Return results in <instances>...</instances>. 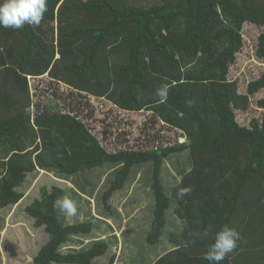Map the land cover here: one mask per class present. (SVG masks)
Wrapping results in <instances>:
<instances>
[{
    "label": "trees",
    "instance_id": "obj_1",
    "mask_svg": "<svg viewBox=\"0 0 264 264\" xmlns=\"http://www.w3.org/2000/svg\"><path fill=\"white\" fill-rule=\"evenodd\" d=\"M246 22L264 26V0H0V209L24 203L29 194L20 188L32 172L52 171L64 181L119 163L101 194L111 212L134 165L152 161L155 208L146 240L158 244L172 205L163 164L189 151L192 168L172 189L185 226L169 233L171 243L153 264H264V117L247 126L236 112L264 90V74L246 93L229 79ZM256 55L264 60V32ZM45 74L121 109L150 110L186 141L109 151L77 114L54 106L34 111L29 76ZM40 194L26 207L48 234L34 264H94L107 253L104 240L69 244L96 224L63 222L64 187L43 186Z\"/></svg>",
    "mask_w": 264,
    "mask_h": 264
},
{
    "label": "rangeland",
    "instance_id": "obj_2",
    "mask_svg": "<svg viewBox=\"0 0 264 264\" xmlns=\"http://www.w3.org/2000/svg\"><path fill=\"white\" fill-rule=\"evenodd\" d=\"M54 25L56 27V23ZM262 32L264 26L252 22L244 24V46L229 74L230 80L238 79L240 93H246L248 84L264 74V60L256 55L257 39ZM29 83L35 112L54 106L56 110L77 114L109 151L171 145L181 137L179 131L171 129L161 120L154 121L156 118L150 110L135 112L121 109L105 98L73 90L47 74L29 76ZM263 97L264 90L251 97L248 110L236 111L242 125L249 126L252 119L261 120L264 117V108L258 106V100ZM192 165L189 151L175 152L164 161L161 177L172 205L166 212L168 224L158 244H150L146 240L155 208L151 188L152 161L134 165L126 186L117 191L111 200V212L103 206L101 194L121 167L119 163H104L71 177L63 176L67 181L57 180L59 175L52 171L30 173L20 188L29 194L24 203L17 208L0 209V264H34L32 258L35 251L48 240V234L43 227L35 226L34 218L26 212V207L40 197L43 186L50 188L55 184L66 189L59 205L65 224L83 220H92L96 224L92 233L73 236L69 244L83 247L78 243L97 239L107 241L109 249L95 261L96 264L109 262L113 255H116L115 264H153L169 244V233L184 228V222L177 218L175 208L179 202L172 189L181 183L183 174Z\"/></svg>",
    "mask_w": 264,
    "mask_h": 264
},
{
    "label": "crops",
    "instance_id": "obj_3",
    "mask_svg": "<svg viewBox=\"0 0 264 264\" xmlns=\"http://www.w3.org/2000/svg\"><path fill=\"white\" fill-rule=\"evenodd\" d=\"M177 218L179 219V220H181L182 222H184L183 223V227L185 226V221L182 219V218H180L179 216H177ZM234 221L235 220H233L232 221V223H230L229 225H228V230L231 232V234L233 233V235L234 234H236L237 232H238V225H237V223H234ZM34 222H35V219H34ZM167 224H168V221H167ZM166 224V225H167ZM150 227V226H149ZM86 240H88V239H86ZM97 240H100V239H97ZM82 242H84V243H78L79 245H84L82 248H89V246H91L92 245V243L93 242H85V241H82ZM86 243V244H85ZM88 243V244H87ZM40 246L36 249V251H35V255L38 253V251L40 250ZM74 248H77V249H79V248H81V247H79V246H74ZM35 255H34V257H35ZM33 257V258H34ZM33 258H32V261H33ZM94 264H96V263H94Z\"/></svg>",
    "mask_w": 264,
    "mask_h": 264
},
{
    "label": "built area",
    "instance_id": "obj_4",
    "mask_svg": "<svg viewBox=\"0 0 264 264\" xmlns=\"http://www.w3.org/2000/svg\"><path fill=\"white\" fill-rule=\"evenodd\" d=\"M185 141H186L185 137L181 136V137L179 138V142H185Z\"/></svg>",
    "mask_w": 264,
    "mask_h": 264
}]
</instances>
